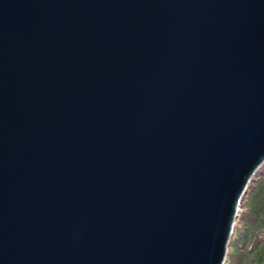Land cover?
Instances as JSON below:
<instances>
[{"label": "water", "instance_id": "95a60500", "mask_svg": "<svg viewBox=\"0 0 264 264\" xmlns=\"http://www.w3.org/2000/svg\"><path fill=\"white\" fill-rule=\"evenodd\" d=\"M264 167V0H0V264H226Z\"/></svg>", "mask_w": 264, "mask_h": 264}, {"label": "trees", "instance_id": "16d2710c", "mask_svg": "<svg viewBox=\"0 0 264 264\" xmlns=\"http://www.w3.org/2000/svg\"><path fill=\"white\" fill-rule=\"evenodd\" d=\"M239 213L226 264H264V169Z\"/></svg>", "mask_w": 264, "mask_h": 264}, {"label": "clouds", "instance_id": "9594fccd", "mask_svg": "<svg viewBox=\"0 0 264 264\" xmlns=\"http://www.w3.org/2000/svg\"><path fill=\"white\" fill-rule=\"evenodd\" d=\"M263 169H264V167L259 171V174L257 175V178H258V176L260 175V173L262 172ZM254 184H255V183H254ZM254 184H253V185H254ZM253 185H252V186H253ZM252 186H251V187H252ZM251 187H250V188H251ZM244 200H245V199H244ZM243 203H244V201H243ZM243 208H244V207L242 206L241 211L243 210ZM241 211H240V212H241ZM240 212H239V213H240ZM237 221H238V220H237ZM235 228H236V227H235Z\"/></svg>", "mask_w": 264, "mask_h": 264}]
</instances>
